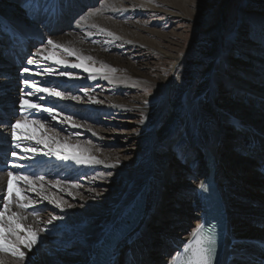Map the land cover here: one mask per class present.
<instances>
[{
    "label": "bare ground",
    "instance_id": "obj_1",
    "mask_svg": "<svg viewBox=\"0 0 264 264\" xmlns=\"http://www.w3.org/2000/svg\"><path fill=\"white\" fill-rule=\"evenodd\" d=\"M68 2L69 0L52 1V7H55L56 12L60 10V7L62 9L53 20V22L56 21L53 31L49 32L50 29H45L46 27L42 25L44 18L38 22L30 20L24 9L25 0H0V29L8 26L17 29L19 26L21 31L26 29L29 32L31 29H36V32L45 33L57 43L73 47L84 55L93 57L92 61H83V63L90 68L102 69L101 77L106 73L111 80V82L103 78L96 81L89 80L87 73H83L80 69H71L72 72L82 77L73 85L67 84L64 78L53 79L48 76H38L36 77L38 81H50L52 84L61 85V90L68 88L72 95L82 97V99L86 98L85 104L67 100L59 101L57 105L59 109H64V112L68 114L78 113L73 120L81 127L73 128L70 124L57 121L52 127H48V124L43 121V128L29 120L27 123L20 124V133L31 134L34 139L43 140L44 145L59 147L70 154L80 151L70 145L86 144L89 140L85 138L93 137L88 147L93 150L91 154L102 163L84 166L54 157H37L38 161L48 160L55 170L51 178L45 179L41 196L30 193L36 201L34 206L37 209L41 208V205L37 203L38 199L47 196L49 200L47 205H52L60 216L64 213L69 214L72 221L67 222L64 216L62 220L57 221L71 233L74 242L80 246L86 245L89 251L83 256H73L66 250L65 244L56 242L55 238L47 234L46 238L33 248L32 253H29L24 261H17L7 254H0V260L3 264H94V255L98 252L99 246L123 222L135 201L144 194L146 203L143 206L144 215H140L143 217L129 240L124 241V245L118 248L115 264H143L145 261L147 264H169L170 257L175 250L172 249L173 243L179 244L190 236V232L198 225L200 212L198 208L200 205L196 201L194 207H191L193 212L196 211V219L190 211L186 218L175 217L170 222L163 223V219L169 213L166 208L173 204L168 200L182 197L177 194L179 189L175 182H181L183 176L187 179L191 178V193L193 194L200 181L205 178V174L192 173L190 167L185 168L177 162L178 157L171 149V146H174L179 152H182L183 147L185 150H189V147L195 149L204 162L205 152L213 153L217 165L216 179L220 183L221 193L225 197L230 213L232 233L240 240V243L233 246L234 259L230 264H246L247 255L250 250H254V247L248 243V239L255 235L264 236V229L262 227L242 228L241 216L243 213H249L251 217L263 220L264 210L251 207L244 210V207L253 205L257 200L251 195L237 193L236 187L231 183L222 184L218 178L219 171L227 165V160L221 155L220 150L223 147L224 151L226 150L232 139L230 131L236 129L232 125L228 127L223 123L233 122V119L248 128L247 131L241 129V133L252 137L255 148L264 146V36L259 38L255 35L252 37V41L255 40V42L251 41V36H247V42L257 47H248L253 54L248 53L241 59H236L235 65L232 66L230 56L234 49H247V47L237 46L232 40L227 44L221 37L224 24L212 26L206 34L201 36L194 49L177 55L173 52L175 50L169 46L171 44L168 40L169 36L160 30L161 28H149L144 20H128L127 25L122 27L121 23L126 22L115 19L117 15L128 13L131 15L133 8L162 11L166 17L182 15L185 19L187 16L183 14L188 13L189 15L193 12L191 0H72L71 8ZM85 3H92L94 7L90 9H99V11L94 12L86 23L81 25L74 18L77 17L75 14L85 9ZM248 23L252 26L247 27L249 25L247 24L245 29L259 28L260 31L264 29V18L253 17ZM93 25L95 27H92ZM100 29L106 31L100 32ZM236 31L232 38L236 39L239 35L240 27ZM88 32L94 33L92 38L100 37V40L95 41L94 45L89 43L87 41ZM107 32L114 33V37L120 39L108 36ZM4 43L0 39V106L5 104L4 109L8 113L0 116V119L3 121L1 123L7 124L8 121L24 119L16 118L11 110L17 108L16 100L26 91L22 80L27 74H18L19 70L14 60L6 53L4 54L2 49ZM113 44L127 47L129 49L127 53L130 56L127 55L128 57L124 58V56L109 54L108 51L114 48ZM49 48L51 49V46ZM232 48L234 49L231 50ZM50 49L46 51V55L50 56L53 61L67 59L64 53L59 56L62 52L59 50L58 53L56 52L58 56L47 54L52 53ZM139 53L144 56L155 54L156 57L163 58L162 61L168 63V67L163 66L157 70L145 68L143 63L138 65L133 59L140 56ZM69 58H71L68 59L70 62H76L74 57ZM34 59L41 66L48 64L38 56ZM246 61H250L248 70L239 67L242 63H247ZM7 71L12 72L13 77H6L5 72ZM162 82L165 83L160 84ZM104 84L110 88L104 89ZM79 85L87 86V95L77 91ZM123 92H134L135 94L123 95ZM140 92L144 96L138 95ZM158 92L162 94L160 97L155 95ZM4 93L7 94L3 95ZM31 100L40 102L35 96L31 97ZM94 100H99L101 103H93ZM145 100L148 101L147 104L144 103ZM54 102V98L51 97H45L43 101L46 106ZM76 106L83 108L85 113H80ZM94 112H97L95 115L113 113L130 118V122L137 125L133 133L138 139V146L134 148V146L126 145L119 150H105L101 145V141L105 138L104 135L98 131L97 127L88 126V119L93 117ZM227 132H230L231 137L227 135ZM50 137L62 142L55 144ZM9 147V130L6 127H0V150L8 151ZM242 161L245 165H258V162L252 160L251 157H244ZM112 164H118V166L108 167ZM106 171L109 172L106 173ZM114 174L121 177L123 181L121 184L110 181ZM227 176L230 177L231 174ZM6 177V173H0V189L6 183ZM71 179L76 181H70ZM81 179L90 185L82 188L77 183ZM257 180L264 184L262 177ZM48 181H53V183L49 184ZM55 181H60V183L55 184ZM73 184L78 186H72ZM94 184L100 185V189L108 185L110 194L102 197L101 190L94 188ZM62 194L74 198L77 206L87 202L102 204L103 206L90 208L93 211L91 216L97 222L87 227L82 221L77 220L73 214L75 209L73 208L72 211L61 204ZM53 200L59 202L65 209L63 213L51 202ZM186 204L185 202L184 205ZM175 222L178 223L173 227ZM27 223L33 228L48 226L47 222L39 216L29 215ZM164 244L167 250H165L166 247L163 248ZM149 251H152L155 256L148 257Z\"/></svg>",
    "mask_w": 264,
    "mask_h": 264
},
{
    "label": "rangeland",
    "instance_id": "obj_2",
    "mask_svg": "<svg viewBox=\"0 0 264 264\" xmlns=\"http://www.w3.org/2000/svg\"><path fill=\"white\" fill-rule=\"evenodd\" d=\"M191 1L193 6L192 7L193 12H190L189 15L188 13L183 14L187 16L185 17V19L184 17H182V15L166 17L165 13L162 11H156V12L145 11L143 9L141 10V8L137 10L133 8L132 10L133 13L131 15L129 13L127 15H123V14L117 15V17L115 16V19L120 22H126V23H121L122 27L127 25L128 20L129 21L144 20L145 22H147L146 25L149 28H161L160 30L167 33V35L169 36L168 40L171 43L169 44V46L173 50H175L173 52L176 53L177 55H180L182 52L184 53L190 52L192 49H194L196 43H198V41L201 39V36L206 34L207 31L212 26H215L217 24H224V29L221 32V37L225 39L227 44L230 42V40H232L234 41L235 45L237 46L242 45L247 47L248 49V47L250 46L253 47H257V46L248 43L247 36L249 37L251 36L250 37L251 41L253 39L252 37H254L255 35H258L259 38L264 36V29H261L263 31H260L259 28L245 29L247 24H249L247 27L252 26V24L248 23V21L250 22L253 17L264 18V0H191ZM93 7L94 6H92V3H88V4L85 3V9H90ZM77 15L75 14V16ZM239 27H240L239 35L236 37V39L232 38L233 34H236L237 32L236 29L238 30ZM97 38L88 39L87 41L94 45L95 41L100 40V37ZM253 41L255 42V40ZM113 45L114 46L112 47L114 48L108 51L109 54L116 55L118 57L124 56V58L128 57L127 55L129 54L127 52L129 51V49L127 47L118 46V44H113ZM49 47L50 46H48L47 50L50 49ZM233 49L234 48H232L231 50ZM247 49L245 48L234 49L232 55L230 56L232 66L235 65L236 59H241L242 57L245 56V54L248 53L253 54V51ZM50 50L54 54L52 53H47V54L53 56L59 55V54L56 55V52L58 53V50L57 51H53L52 49ZM62 53L63 52H61V55L59 56H62L63 55ZM64 55H66L65 57L67 59H71L67 56L66 53H64ZM139 55L140 56L134 58L133 60L136 61L138 65L140 63H143L145 68H154L158 70L160 67L163 66L168 67V63L162 61L163 58L156 57L155 54L144 56V54L139 53ZM246 62L247 63H242L239 67L243 68L244 70L247 69V67L250 66V61H246ZM252 69L253 71H255L254 68ZM164 83L165 82H162L160 84H164ZM160 84L158 85V87L160 86ZM103 87L104 89L110 88L108 87V85L105 84ZM130 93L131 92H127V93L123 92L122 94L126 95ZM6 94L7 93H4L3 95ZM133 94L135 93L132 92L131 95ZM138 95L144 96L141 92L138 93ZM155 95H157V97H160L162 94L158 92ZM85 99L86 98L83 97L82 100H78L75 102H82L85 104L87 102L85 101ZM1 106L5 107L6 105L4 104ZM76 107L80 113L82 114L85 113V110L83 108H81L80 106H76ZM96 113L94 112L93 117L91 119H88V126H91L93 128L97 127L98 131H101V134L104 135L105 138L104 140L101 141V145L105 150H119L126 147V145H130L132 147L134 146V148L138 146L139 144L138 139L135 138V134L133 133L137 125L134 123L132 124L130 122V118H126L125 116H121V115L119 116L118 113H117L118 115H115L113 113L105 114V115L101 113L99 115H95ZM66 115L69 114L64 112V114L60 117V119L62 120ZM84 120L86 121V118H84ZM233 120H234L233 122L225 121L223 123V125L227 124L226 126L228 127L232 125L236 129H234L235 131L234 130L230 131L232 137L230 136V132H227V135H229L232 138L231 142L228 145V147H226L225 151H224V147L222 150H220L221 155L227 160L226 162L227 165H225L223 169H220L219 171L220 175L218 178L221 180L222 184L231 183L232 186H235L237 193L239 194L242 193L241 195H251L257 200L256 203H254L253 205L250 204L249 206L244 207L243 208L244 210L246 208L249 209L250 207L264 210V184L259 183L258 182L259 180H257V178L259 177H262V180H264V171L261 170V165L264 164V146L263 145L259 146L258 149L255 148L256 145L252 141V137L249 136L248 134L242 135L241 133L242 132L241 129L247 131L248 128H246L244 124H242L241 122L236 121L235 119ZM54 122L55 121H52L51 124L47 123L48 127L54 126ZM222 130L225 133L223 127ZM92 138L91 139L85 138V140L88 139L89 141L90 140L92 141L93 140ZM171 149L172 152L176 154V157H178L177 162H179V164H181L185 168L190 167L192 173H200L204 175V173L206 172V166H204L205 162L200 158V155L198 154V152L195 151V149H191L189 147V150H191L190 152L188 149L185 150L184 147L182 152H179V150L175 149L174 146H171ZM244 157H251L252 160L258 162V165H250V164L245 165L244 162L242 161V158ZM227 169H229V171ZM108 172L109 171H106V173ZM227 174L229 175L231 174V176L228 177ZM88 175L91 176L93 174H88ZM181 179H182L180 180L181 182L176 181L175 184L177 185V189H179L177 194L182 195V197L180 199L177 198L173 200H168V202H173V204H170V206L166 208L169 210V213L163 219V223L170 222V220L175 219V217L181 216V218H186V216L190 211H191L190 212L191 215L194 214L193 217L196 219L195 209H194L195 212L192 211V208L194 207L196 202V198L191 193V186H192V182H190L191 178L187 179L185 176H183ZM70 181L75 182L76 180L71 179ZM110 181H113L115 184H121L123 182L121 177H119L116 174L113 175ZM77 183H79V185H81L82 188L90 185L87 184L82 179L80 181L78 180ZM93 186L94 188H98L99 190H101L100 193L102 194V197L106 195L108 196L110 194L109 192L110 188L108 187V185L101 187V189L99 188L100 185L94 184ZM60 201L61 204L65 205L66 207H68V205H72V207H68V208H70L71 210L73 208L75 209L73 213L74 217H76L77 220L82 221L83 224L86 225L87 227H90L91 225L97 222L95 221V218L91 216L93 211L90 208L91 207L97 208L99 206H103L102 204L97 205V204H93L92 202H87L85 204L77 206L76 200L66 194L61 195ZM185 202L187 203L186 205H184ZM37 203L41 205L40 212L38 215L40 219L47 222L53 215H59V213L54 209L52 205L51 206L47 205L49 204V200H43L39 198ZM182 204L184 206H182ZM43 206L44 208H42ZM63 216L67 220V222L72 221L71 219L72 217L69 214L64 213ZM262 219L263 220H259L258 218L251 217L249 213L247 214L243 213V215L241 216L240 225H242V228L244 229L260 228V227L264 229V218ZM177 223L178 222H175L174 224L171 223V225L173 224L172 226L174 227L177 225ZM261 223L262 226H260ZM47 227L52 229L49 236L55 238L56 242L65 244L66 250H68V252H70V254H72L73 256H83L85 253H88L89 251L88 247L86 245L80 246L78 245V243L74 242L71 233L68 232V230H66L63 226H61L58 221H55L54 225H48ZM253 238L258 239V237H253ZM162 246L163 248L166 247L165 244ZM165 250H167V247L165 248ZM152 255H153L152 251H149V253L147 254L148 257ZM153 256H155V254Z\"/></svg>",
    "mask_w": 264,
    "mask_h": 264
},
{
    "label": "snow or ice",
    "instance_id": "obj_3",
    "mask_svg": "<svg viewBox=\"0 0 264 264\" xmlns=\"http://www.w3.org/2000/svg\"><path fill=\"white\" fill-rule=\"evenodd\" d=\"M33 0H25V4L32 12L31 5ZM69 8L73 6L72 0L68 2ZM99 9H85L80 12L74 19L77 23L83 25L86 23L89 17L94 12H98ZM92 27H95L94 25ZM100 32L106 30L100 29ZM94 33L88 32V39H92ZM107 35L114 37V33L107 32ZM120 39L119 37H114ZM48 46H51L53 51H62L69 57H74L76 62H70L68 59L52 60L50 56L46 55ZM32 59H27L26 64L28 66L22 67L21 72L27 74L22 80V84L25 86L23 96L18 97L16 100L18 115L24 116V119H16L10 121L7 124L0 123V127H6L9 130V152L8 156L13 158L12 161L5 165L2 170L6 172L7 180L0 189V254H7L17 261H24L29 253H32L33 248L36 247L47 234H50L52 229L45 226L43 228H33L31 224H28L29 215L38 217L39 209L34 205L36 201L32 198L30 193H35L36 196H41L44 191V184L46 176L45 174H37L30 172L29 167L31 163L37 160V157L41 158H56L62 161H72L75 165L92 166L100 164L102 161L92 155V149L88 147L91 145V141H87L86 144H72L73 148L80 151L68 153L62 151L59 147H51L44 145L43 140L34 139L31 134L20 133V124L28 122V116L42 117L33 118L31 122L38 127L43 128V121L52 120L58 123L70 124L73 128H79L81 125L74 122L73 117L78 113H71L64 116L61 120L60 117L64 114V109L57 107L59 101H78L82 97L72 95L71 90L65 88L61 90V85L52 84L50 81L42 80L38 81V76H48L53 79L64 78L65 82L69 85L75 84L82 77L78 73H74L71 69H80L83 73H87L89 80L96 81L99 78H103L106 81L111 82L109 76L104 73L101 77L102 69L90 68L86 66L83 61H92L93 57L84 55L73 47H67L63 44L57 43L50 36L44 37L41 40L40 46L37 51L31 54ZM40 57L42 61L48 62L47 66H41L35 61V57ZM32 66V67H29ZM48 85V86H43ZM77 91L87 95L88 88L85 85H79ZM43 94V95H41ZM151 95V93H149ZM35 96L39 103L31 100V97ZM45 97L54 98L55 102L46 106L43 101ZM93 103H101L99 100H94ZM148 103L147 100L144 101ZM27 113V115H25ZM91 131V129H89ZM95 135V133H93ZM53 142L59 144L62 141ZM42 145H44L42 147ZM118 164L108 165V167L115 168ZM111 175V174H109ZM15 180L18 190H13V181ZM52 184L53 181H48ZM60 181H55V184H59ZM72 186H78L73 184ZM199 190L208 191V185L205 183L199 184ZM43 199L47 200L48 197L44 196ZM55 204L56 208H59L63 213L65 209L61 204L55 200L51 201ZM72 207V205H68ZM29 209L31 211L29 212ZM63 216L53 215L48 221L47 225H54L57 220H62ZM220 252V235L215 228L211 226L210 222H205L195 227L190 232V239L182 247L181 251L172 255L169 264H221L219 259ZM0 264L3 261L0 260ZM147 264V262H143Z\"/></svg>",
    "mask_w": 264,
    "mask_h": 264
},
{
    "label": "water",
    "instance_id": "obj_4",
    "mask_svg": "<svg viewBox=\"0 0 264 264\" xmlns=\"http://www.w3.org/2000/svg\"><path fill=\"white\" fill-rule=\"evenodd\" d=\"M253 237H258V239H260V240H263V241H264V236H262V235H261V236H260V235H259V236H256V235H255V236H250V238H253Z\"/></svg>",
    "mask_w": 264,
    "mask_h": 264
}]
</instances>
